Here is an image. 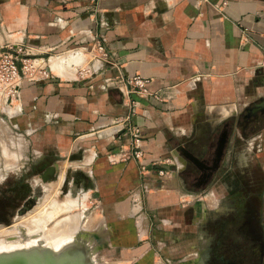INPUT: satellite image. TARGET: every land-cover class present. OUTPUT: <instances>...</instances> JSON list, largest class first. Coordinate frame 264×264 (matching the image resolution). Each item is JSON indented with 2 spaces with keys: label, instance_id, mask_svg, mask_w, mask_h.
<instances>
[{
  "label": "crops",
  "instance_id": "crops-1",
  "mask_svg": "<svg viewBox=\"0 0 264 264\" xmlns=\"http://www.w3.org/2000/svg\"><path fill=\"white\" fill-rule=\"evenodd\" d=\"M18 40L47 64L71 53L51 60L49 78L22 82L0 127L28 136L32 162L57 155L44 166L58 171L61 158L84 175L79 185L115 228L118 258L193 264L214 213L184 192L168 140L203 138L229 120L223 161L232 156L244 172L256 151L264 170V120L248 126L249 112L264 110V0H0V42ZM133 75L149 79L148 94L125 83ZM136 128L141 159L129 144Z\"/></svg>",
  "mask_w": 264,
  "mask_h": 264
},
{
  "label": "rangeland",
  "instance_id": "rangeland-1",
  "mask_svg": "<svg viewBox=\"0 0 264 264\" xmlns=\"http://www.w3.org/2000/svg\"><path fill=\"white\" fill-rule=\"evenodd\" d=\"M73 50H77V48ZM69 53L71 51L51 54L48 64L54 57ZM3 115L7 118V112L0 110V118H3ZM19 133L20 131L16 127L10 126L8 122L7 125L0 127V203L7 207L9 214L7 223L0 222V230L8 228L15 232H12L11 236L8 234L2 240L4 242L9 240L28 241L41 238V234L51 224H54L53 222L57 218L71 212L70 215L77 214L79 218L81 216L80 230L83 232L76 235L71 234L69 238L77 235L82 236L81 241L73 242L79 244L78 246L85 247L86 251H89L90 258L96 255V260L92 261L93 264H133L132 261L118 258L120 250L113 246L115 228H110V220L103 218L97 209V202L79 185L78 178H85L84 175L80 171H68L67 162L60 158L57 160L59 164L57 179L43 183L38 176L40 172L35 169H41L44 166L43 162L51 161L53 157H59L55 155L47 159L45 157L43 161L32 162L28 136L22 137ZM1 142H4V146L9 149V155L3 154ZM12 152L17 155L16 160L11 154ZM256 153L253 151L251 157L254 164H251L252 166L246 168L244 172L239 171L233 157L227 155L223 161L221 178L216 184L200 192L189 187L184 188L185 193L200 199L202 207L207 212L214 213L203 225L202 237L196 239L198 254L194 255L193 264H264V170ZM177 157H179L178 154ZM237 157L239 159V155ZM243 157L245 156L242 154L240 160ZM178 160H174V162H180V159ZM226 160L229 161L228 165H225ZM172 161L173 159L164 161V163L172 164ZM62 163H65V166ZM165 174L163 175L165 176ZM70 175L75 177L72 183L67 181ZM229 179H231L230 187L225 185ZM253 180H257V183L253 184L251 182ZM23 185L26 186L24 190L21 188ZM34 195L35 198L32 197ZM63 199H69L75 204L68 210L59 211L45 223L43 228L35 229L32 233L26 230L28 228L24 221L27 217L40 215L48 210L51 200L60 202ZM27 200H30L28 211L19 214L24 204H27ZM184 203L187 204V202ZM219 206L226 207V210L215 212V208ZM47 224L48 226H46Z\"/></svg>",
  "mask_w": 264,
  "mask_h": 264
},
{
  "label": "flooded vegetation",
  "instance_id": "flooded-vegetation-1",
  "mask_svg": "<svg viewBox=\"0 0 264 264\" xmlns=\"http://www.w3.org/2000/svg\"><path fill=\"white\" fill-rule=\"evenodd\" d=\"M254 108L252 109V112H249L250 121H248V126L251 130L258 127L261 121L264 120V110H256ZM231 125L232 124L229 120H225L219 125H213L203 138H196L195 132L183 140L169 138L168 143L170 148L175 150L179 156L178 159H180V166L177 170V178L184 186L200 192L215 184L219 180L222 172V162L225 149L229 143L228 134L230 132ZM222 138H224V144L222 153L218 160L217 151ZM183 150L188 153V156L183 153ZM47 166L48 165H45L41 169L38 168L35 170H38L41 173ZM256 181L257 180H253L251 182L256 184ZM21 188L24 190L26 189V186L24 187L23 185ZM32 197L35 198V195ZM29 205L30 200H27V204H24L23 209L19 211V214H23L28 211ZM7 215H9L7 213V207L0 203V222L7 223Z\"/></svg>",
  "mask_w": 264,
  "mask_h": 264
},
{
  "label": "built area",
  "instance_id": "built-area-1",
  "mask_svg": "<svg viewBox=\"0 0 264 264\" xmlns=\"http://www.w3.org/2000/svg\"><path fill=\"white\" fill-rule=\"evenodd\" d=\"M93 41V47L104 55V48L99 38L96 37ZM91 48L89 49L91 50ZM77 49L79 48L77 47ZM46 60L42 57L33 56L21 40L15 44L0 42V110L5 112L7 108H18L20 88L24 80L37 82L51 76L50 67ZM125 83L131 85L133 91L138 94L146 95L149 93L147 89L148 78L133 75L125 79ZM139 142V130L136 128L133 130L132 141L129 144L133 143L134 145L133 157L141 159L143 154L138 148ZM110 157L115 158L114 155H110ZM141 169L146 168L142 165ZM157 174L163 175L164 170L159 169Z\"/></svg>",
  "mask_w": 264,
  "mask_h": 264
},
{
  "label": "bare ground",
  "instance_id": "bare-ground-1",
  "mask_svg": "<svg viewBox=\"0 0 264 264\" xmlns=\"http://www.w3.org/2000/svg\"><path fill=\"white\" fill-rule=\"evenodd\" d=\"M62 58L63 57L60 56V57H58L57 60L61 61ZM55 60L54 61L52 60L54 63V67L57 63H59V61H55ZM57 66H59V64ZM74 204L75 203H73V201H71L69 199H63L60 202L55 201V200H51L49 203V209L48 210H45L40 215L37 214L35 216H31L29 218L27 217V219H25L24 223H26L27 228H28L26 230H28L29 233H32L35 231V229L43 228L45 226V223L50 218H52L55 214H58V212L61 210H68V209L72 208ZM70 213L71 212H69L68 215H65L63 217L61 216V217L57 218L56 221L53 222L54 224L50 225V223H49L50 226L48 228L46 227L47 229L46 230L44 229L45 231L43 230L44 231L43 234H41L42 232L40 233L42 235V237L41 238L39 237L38 239H32V240H28V241H22V240L11 241V240H9L8 242H4L3 240H4L5 236H7L8 234H9V236H11L12 232L14 230H12L11 228H10L11 230H9L8 228H7L8 230L7 229H5V230L1 229L0 230V254L9 253V252L16 251V250H30V249H36V250L49 249L54 253H58L59 251H61L62 249L66 248L68 246L70 247V246L79 245L75 242L81 241L82 236L77 235L73 238H69V237L71 234L76 235V234H80L83 232L80 230V224H81L80 218H81V216L79 218L77 216V214H75V215L71 214L70 215ZM80 215H82V214H80ZM82 219H83V217H82ZM85 222H86V220H85ZM46 226H48V224ZM91 227H93V226H91ZM89 229H91V228H89ZM13 233H15V232H13ZM86 233H88V232H86ZM41 235H39V236H41ZM8 239H10V238H8ZM8 239H5V240H8ZM73 241H75V242H73ZM87 253L89 255V251H87Z\"/></svg>",
  "mask_w": 264,
  "mask_h": 264
},
{
  "label": "water",
  "instance_id": "water-1",
  "mask_svg": "<svg viewBox=\"0 0 264 264\" xmlns=\"http://www.w3.org/2000/svg\"><path fill=\"white\" fill-rule=\"evenodd\" d=\"M262 104L264 105V102ZM223 144L224 138L221 139L218 146V160L222 153ZM183 153L188 156L186 151L183 150ZM38 176L43 183L56 180L58 176L57 165L55 163L48 165ZM92 257L93 260H96V255ZM93 260L89 257L86 248L78 245L68 246L58 253L46 249H30L0 254V264H93Z\"/></svg>",
  "mask_w": 264,
  "mask_h": 264
}]
</instances>
